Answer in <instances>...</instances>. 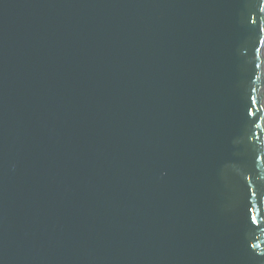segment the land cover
Returning <instances> with one entry per match:
<instances>
[{"label":"water","instance_id":"obj_1","mask_svg":"<svg viewBox=\"0 0 264 264\" xmlns=\"http://www.w3.org/2000/svg\"><path fill=\"white\" fill-rule=\"evenodd\" d=\"M0 264H264V0H0Z\"/></svg>","mask_w":264,"mask_h":264}]
</instances>
